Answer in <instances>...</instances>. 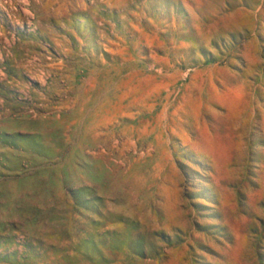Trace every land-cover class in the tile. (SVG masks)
Masks as SVG:
<instances>
[{
    "label": "rangeland",
    "instance_id": "obj_1",
    "mask_svg": "<svg viewBox=\"0 0 264 264\" xmlns=\"http://www.w3.org/2000/svg\"><path fill=\"white\" fill-rule=\"evenodd\" d=\"M0 264H264V0H0Z\"/></svg>",
    "mask_w": 264,
    "mask_h": 264
},
{
    "label": "bare ground",
    "instance_id": "obj_2",
    "mask_svg": "<svg viewBox=\"0 0 264 264\" xmlns=\"http://www.w3.org/2000/svg\"><path fill=\"white\" fill-rule=\"evenodd\" d=\"M135 14H136V12H135ZM143 14V13H142ZM139 18V17H138ZM141 18H142V16H141ZM130 26V25H129ZM253 27H254V23H252V25H251V28L253 29ZM126 31V30H125ZM146 41V40H145ZM248 46V45H247ZM249 52H248V54L247 53H244V55H245V58L247 59V61H250V60H252L253 59V54H251L250 53V49H249V47H248V49H247Z\"/></svg>",
    "mask_w": 264,
    "mask_h": 264
}]
</instances>
